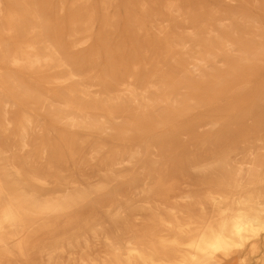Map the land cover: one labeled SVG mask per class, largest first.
Here are the masks:
<instances>
[{"label": "bare ground", "instance_id": "1", "mask_svg": "<svg viewBox=\"0 0 264 264\" xmlns=\"http://www.w3.org/2000/svg\"><path fill=\"white\" fill-rule=\"evenodd\" d=\"M263 72L264 0H0V264H264Z\"/></svg>", "mask_w": 264, "mask_h": 264}, {"label": "rangeland", "instance_id": "2", "mask_svg": "<svg viewBox=\"0 0 264 264\" xmlns=\"http://www.w3.org/2000/svg\"><path fill=\"white\" fill-rule=\"evenodd\" d=\"M260 76H264V72L263 73H261V75ZM205 128H203V129H201V131H203ZM198 132L200 133V129L198 130ZM183 187L182 186H179V190L180 189H182ZM254 261V260H253ZM237 262V260L236 259H232V260H228L227 262H225L224 264H237L236 263Z\"/></svg>", "mask_w": 264, "mask_h": 264}]
</instances>
